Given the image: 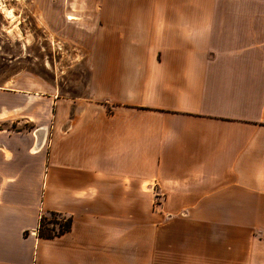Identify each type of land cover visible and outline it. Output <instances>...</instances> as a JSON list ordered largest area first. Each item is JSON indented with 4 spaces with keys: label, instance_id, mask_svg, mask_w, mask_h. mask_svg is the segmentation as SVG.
<instances>
[{
    "label": "crops",
    "instance_id": "crops-1",
    "mask_svg": "<svg viewBox=\"0 0 264 264\" xmlns=\"http://www.w3.org/2000/svg\"><path fill=\"white\" fill-rule=\"evenodd\" d=\"M97 2L75 113L0 89V264H264V0Z\"/></svg>",
    "mask_w": 264,
    "mask_h": 264
},
{
    "label": "rangeland",
    "instance_id": "rangeland-1",
    "mask_svg": "<svg viewBox=\"0 0 264 264\" xmlns=\"http://www.w3.org/2000/svg\"><path fill=\"white\" fill-rule=\"evenodd\" d=\"M97 1L0 0V89L56 93L75 113L89 93Z\"/></svg>",
    "mask_w": 264,
    "mask_h": 264
},
{
    "label": "trees",
    "instance_id": "trees-1",
    "mask_svg": "<svg viewBox=\"0 0 264 264\" xmlns=\"http://www.w3.org/2000/svg\"><path fill=\"white\" fill-rule=\"evenodd\" d=\"M72 222L71 217L50 212L40 218L37 235L39 238L48 240L61 237L71 231Z\"/></svg>",
    "mask_w": 264,
    "mask_h": 264
},
{
    "label": "bare ground",
    "instance_id": "bare-ground-1",
    "mask_svg": "<svg viewBox=\"0 0 264 264\" xmlns=\"http://www.w3.org/2000/svg\"><path fill=\"white\" fill-rule=\"evenodd\" d=\"M11 14H12V13L10 12L8 15H11ZM68 20L71 22V21H76V20H78V18L75 17V16L70 15V16H68Z\"/></svg>",
    "mask_w": 264,
    "mask_h": 264
}]
</instances>
